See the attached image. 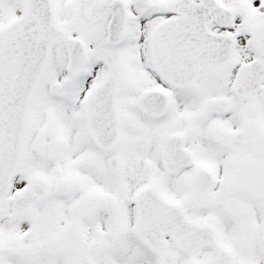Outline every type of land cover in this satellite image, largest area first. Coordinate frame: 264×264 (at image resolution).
Returning <instances> with one entry per match:
<instances>
[{
    "label": "snow or ice",
    "instance_id": "snow-or-ice-1",
    "mask_svg": "<svg viewBox=\"0 0 264 264\" xmlns=\"http://www.w3.org/2000/svg\"><path fill=\"white\" fill-rule=\"evenodd\" d=\"M0 264H264V0H0Z\"/></svg>",
    "mask_w": 264,
    "mask_h": 264
}]
</instances>
